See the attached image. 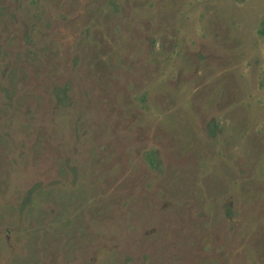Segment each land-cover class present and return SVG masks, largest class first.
<instances>
[{
	"label": "rangeland",
	"instance_id": "obj_1",
	"mask_svg": "<svg viewBox=\"0 0 264 264\" xmlns=\"http://www.w3.org/2000/svg\"><path fill=\"white\" fill-rule=\"evenodd\" d=\"M0 264H264V0H0Z\"/></svg>",
	"mask_w": 264,
	"mask_h": 264
}]
</instances>
